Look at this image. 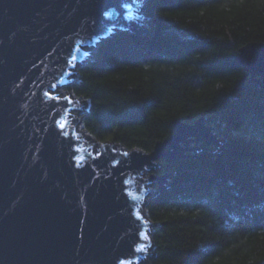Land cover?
I'll use <instances>...</instances> for the list:
<instances>
[{
	"label": "trees",
	"instance_id": "obj_1",
	"mask_svg": "<svg viewBox=\"0 0 264 264\" xmlns=\"http://www.w3.org/2000/svg\"><path fill=\"white\" fill-rule=\"evenodd\" d=\"M148 33L119 31L94 48L65 89L87 101L83 130L151 152L173 121L204 117L219 146L193 143L159 160L167 183L145 200L146 264H264V80L235 60L264 43V0H144Z\"/></svg>",
	"mask_w": 264,
	"mask_h": 264
},
{
	"label": "water",
	"instance_id": "obj_2",
	"mask_svg": "<svg viewBox=\"0 0 264 264\" xmlns=\"http://www.w3.org/2000/svg\"><path fill=\"white\" fill-rule=\"evenodd\" d=\"M143 4L0 0V264H145V200L170 176L154 174L157 162L186 158L193 143L219 146L204 117L174 120L149 153L78 132L72 113L87 101L60 88L101 40L148 33ZM235 60L249 82L264 80L263 42L240 47Z\"/></svg>",
	"mask_w": 264,
	"mask_h": 264
},
{
	"label": "rangeland",
	"instance_id": "obj_3",
	"mask_svg": "<svg viewBox=\"0 0 264 264\" xmlns=\"http://www.w3.org/2000/svg\"><path fill=\"white\" fill-rule=\"evenodd\" d=\"M93 50H94V48H93ZM84 51H85V48H84ZM89 59H90V56H89ZM88 59H85L83 62H85V61H87ZM76 75H74V76H72L71 77V80H73V81H75L76 80ZM60 91H62V93H64V94H66L65 93V88H60ZM80 103H82V100H80ZM83 110H85V106H83ZM81 110L80 111H78V112H74V113H72L75 117H77V116H81ZM76 128H78V132H80V134L82 135V137L84 138V140L87 142V143H89V142H92L93 140L91 139V138H89V136L87 135V133H85V132H83V128L80 126V125H77V127ZM87 138V139H86ZM93 146H95V145H93ZM95 148V150H96V146L94 147ZM151 173H147L144 177H146V178H148V176L150 175ZM150 189H152V185H150V187H149ZM149 235H150V233H148V237H149ZM151 251V250H150ZM146 264V263H145Z\"/></svg>",
	"mask_w": 264,
	"mask_h": 264
},
{
	"label": "snow or ice",
	"instance_id": "obj_4",
	"mask_svg": "<svg viewBox=\"0 0 264 264\" xmlns=\"http://www.w3.org/2000/svg\"><path fill=\"white\" fill-rule=\"evenodd\" d=\"M143 250H144V246H141V248L138 249V251H143Z\"/></svg>",
	"mask_w": 264,
	"mask_h": 264
},
{
	"label": "bare ground",
	"instance_id": "obj_5",
	"mask_svg": "<svg viewBox=\"0 0 264 264\" xmlns=\"http://www.w3.org/2000/svg\"><path fill=\"white\" fill-rule=\"evenodd\" d=\"M102 41H103V40H101L100 43H101ZM100 43H99V44H100ZM96 46H97V45H96ZM90 54H91V53H90ZM82 63H83V62H82ZM78 67H79V66H78ZM78 67H77V68H78ZM86 139H87V138H86Z\"/></svg>",
	"mask_w": 264,
	"mask_h": 264
}]
</instances>
